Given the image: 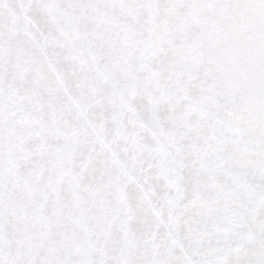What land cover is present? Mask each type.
Returning a JSON list of instances; mask_svg holds the SVG:
<instances>
[{"label": "snow or ice", "instance_id": "obj_1", "mask_svg": "<svg viewBox=\"0 0 264 264\" xmlns=\"http://www.w3.org/2000/svg\"><path fill=\"white\" fill-rule=\"evenodd\" d=\"M0 264H264V0H0Z\"/></svg>", "mask_w": 264, "mask_h": 264}]
</instances>
